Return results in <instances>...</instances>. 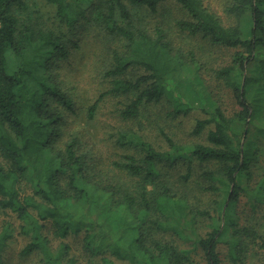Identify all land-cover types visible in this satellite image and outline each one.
<instances>
[{
  "label": "trees",
  "instance_id": "obj_1",
  "mask_svg": "<svg viewBox=\"0 0 264 264\" xmlns=\"http://www.w3.org/2000/svg\"><path fill=\"white\" fill-rule=\"evenodd\" d=\"M44 1L51 16L29 0H0V212L16 221L0 224V264L16 235L28 238L18 257L37 256L39 264H76L72 235L95 264H249V245L256 257L264 253V234L248 216L264 221V0H225L227 22L203 0ZM168 3L175 17L164 12ZM172 24L234 50L214 70L238 105L231 116L199 78L204 65L193 50H173ZM80 26L117 40L107 90L87 119L107 96L123 98L118 115L127 121L164 99L174 115L198 104L205 117L193 132L205 141L179 144L160 131V148L134 128L117 129L109 135L114 147L131 152L97 168L96 155L64 130L75 101L59 69ZM134 69L143 73L129 78ZM193 163L210 165L198 183L220 196L210 209L188 183ZM180 165L186 171L176 177ZM202 222L206 230L197 233Z\"/></svg>",
  "mask_w": 264,
  "mask_h": 264
},
{
  "label": "rangeland",
  "instance_id": "obj_2",
  "mask_svg": "<svg viewBox=\"0 0 264 264\" xmlns=\"http://www.w3.org/2000/svg\"><path fill=\"white\" fill-rule=\"evenodd\" d=\"M210 6L217 14L225 17L222 13L225 0H203ZM29 3L39 11V14H46L51 16L54 14V8L46 3L44 0H29ZM88 3L84 1L82 6ZM169 12L164 9V12L169 17H175L171 14L172 9L176 12V7L173 3L165 5ZM159 19V18H158ZM155 21V20H153ZM227 22V21H226ZM82 25V24H81ZM86 26H80L75 30L72 37V43L69 45V57L63 60L60 66V79L64 81L65 85L69 87L74 99L75 112L67 118V125L65 133L77 134L82 141V147L92 156L96 155V167H101L104 164L116 159L118 156L128 152L114 147L113 138L109 137L117 129L123 130L124 128H134L138 131L139 135L153 144L155 147H165V142L160 134V131L170 136L174 141L179 144L190 145L198 142H204L205 136L203 134H194L196 121L205 117L204 111L198 104L194 105L195 108L187 113L174 115L171 113L172 108L166 103V100L160 103L148 104L142 108L139 116L134 120H121L118 115V109L121 106L123 98L114 99L111 96L104 97L98 104L96 114L92 120L87 119L86 111L88 106L97 101L101 93L107 90L108 83L104 74L107 70L108 63L111 61V50L117 47V40L109 36L103 31L95 28L85 29ZM169 39L173 50L186 51L193 50L195 57L204 66L200 71L199 78L203 80L204 85L207 87L208 92L211 91L212 99L215 96L219 100L220 107L225 111L227 116H231L238 108V105L231 97L230 90H228L220 80L216 79L214 70L225 66L231 58L234 50L222 46H213L207 40L202 39L200 36L192 37L186 33L177 30L173 24L168 31ZM143 72L140 69H134L128 76L129 78H136ZM261 117H264V108L261 110ZM264 120V119H263ZM125 130V129H124ZM256 137L252 135L249 138L252 146L255 145ZM258 145H261L258 143ZM263 163V161H262ZM207 164H202L200 167L198 163H193L192 174L188 179V183L193 187V194L202 196L201 204L205 209H210L215 201L220 196L212 193H202L199 186L200 174L203 170L209 168ZM186 166L180 165L178 169L171 171L175 176L184 174ZM242 204L239 206V211L243 214L246 211ZM240 214V215H241ZM248 216L251 217L249 223L254 226L261 234H264V221L252 215L248 211ZM14 215L0 212V224L3 220L16 223L13 218ZM249 218V217H248ZM200 227L197 228V233L204 232L206 225L204 222L199 223ZM28 238L21 235H16L10 240L7 247L6 255L9 258L7 264H39L37 256L20 259L17 255L19 250L27 243ZM69 246V253L76 259V264H85L90 261L88 254L80 248V238L78 236H71L67 240ZM190 243L185 248H190ZM254 246L249 245L250 256L247 262L249 264L261 263L264 260V253L261 252L259 256L253 253ZM226 253V248L222 249V253ZM99 258H94L95 264ZM120 264H127L121 262Z\"/></svg>",
  "mask_w": 264,
  "mask_h": 264
}]
</instances>
